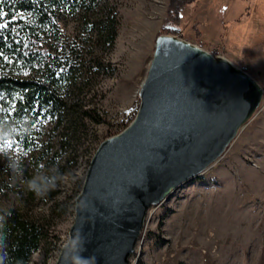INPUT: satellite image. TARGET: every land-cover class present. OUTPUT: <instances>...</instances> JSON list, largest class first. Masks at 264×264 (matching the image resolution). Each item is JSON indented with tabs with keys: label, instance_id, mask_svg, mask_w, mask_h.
Wrapping results in <instances>:
<instances>
[{
	"label": "rangeland",
	"instance_id": "rangeland-1",
	"mask_svg": "<svg viewBox=\"0 0 264 264\" xmlns=\"http://www.w3.org/2000/svg\"><path fill=\"white\" fill-rule=\"evenodd\" d=\"M97 2L89 14L97 18L117 7L114 47L82 25L81 15L63 14L43 42L73 69L66 106L20 121L17 134L0 132V205L44 229L28 264L57 263L91 160L102 141L134 120L156 38L167 34L169 0ZM184 16L182 25H168L182 27V37L232 60L264 88V0H193ZM103 59L111 66L100 68ZM38 63L20 64L19 75L38 77ZM33 177L56 185L38 195L29 190ZM130 264H264V98L222 158L151 207Z\"/></svg>",
	"mask_w": 264,
	"mask_h": 264
},
{
	"label": "water",
	"instance_id": "water-1",
	"mask_svg": "<svg viewBox=\"0 0 264 264\" xmlns=\"http://www.w3.org/2000/svg\"><path fill=\"white\" fill-rule=\"evenodd\" d=\"M134 120L98 146L56 264H130L149 210L226 153L264 98L227 57L160 34Z\"/></svg>",
	"mask_w": 264,
	"mask_h": 264
},
{
	"label": "trees",
	"instance_id": "trees-1",
	"mask_svg": "<svg viewBox=\"0 0 264 264\" xmlns=\"http://www.w3.org/2000/svg\"><path fill=\"white\" fill-rule=\"evenodd\" d=\"M192 1L169 0L162 33L182 34V27L168 23L182 25L184 11ZM97 3V0H0V132L17 134L14 127L20 121L32 122L43 110L57 112L66 106L63 92L73 69L60 63V58L43 42V32L58 29L63 14L81 15L82 25H90L108 49L114 47L120 24L117 7L97 18L89 15ZM104 60H97L98 66L110 67L111 63ZM36 61L41 71L38 77L19 75L20 64L34 65ZM85 112L97 123H108L93 110ZM43 230L40 224L0 205V264H28L41 244Z\"/></svg>",
	"mask_w": 264,
	"mask_h": 264
},
{
	"label": "clouds",
	"instance_id": "clouds-1",
	"mask_svg": "<svg viewBox=\"0 0 264 264\" xmlns=\"http://www.w3.org/2000/svg\"><path fill=\"white\" fill-rule=\"evenodd\" d=\"M49 180H52V178H49ZM29 190L36 192L38 195L42 194L51 188L55 187V181L52 180V183H48L47 181H44L40 178L33 177L32 180L28 182ZM93 258L91 257H83L82 255L78 258V264H89V262Z\"/></svg>",
	"mask_w": 264,
	"mask_h": 264
},
{
	"label": "crops",
	"instance_id": "crops-1",
	"mask_svg": "<svg viewBox=\"0 0 264 264\" xmlns=\"http://www.w3.org/2000/svg\"><path fill=\"white\" fill-rule=\"evenodd\" d=\"M207 29V28H206ZM232 61V60H231Z\"/></svg>",
	"mask_w": 264,
	"mask_h": 264
},
{
	"label": "snow or ice",
	"instance_id": "snow-or-ice-1",
	"mask_svg": "<svg viewBox=\"0 0 264 264\" xmlns=\"http://www.w3.org/2000/svg\"><path fill=\"white\" fill-rule=\"evenodd\" d=\"M0 15H2V14H0Z\"/></svg>",
	"mask_w": 264,
	"mask_h": 264
}]
</instances>
